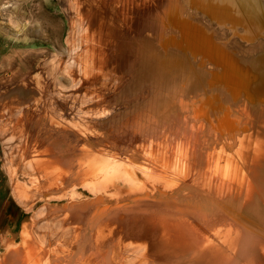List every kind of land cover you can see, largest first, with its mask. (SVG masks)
Returning <instances> with one entry per match:
<instances>
[{
    "label": "bare ground",
    "instance_id": "6f19581e",
    "mask_svg": "<svg viewBox=\"0 0 264 264\" xmlns=\"http://www.w3.org/2000/svg\"><path fill=\"white\" fill-rule=\"evenodd\" d=\"M237 2L255 37L264 36V3ZM198 4L72 1L77 35L67 53H57L54 74L68 78L70 97L96 95L73 113L100 133L89 125L74 140L53 130L43 137L32 127L41 115H21L23 99L10 102L11 127L37 143L33 167L45 170L50 189L73 193L58 208L46 206L45 226L24 223L20 243H8L0 264H264V62L229 52L226 44L235 43L219 34L223 22L203 24ZM232 17L224 19L229 32L248 42L233 27L242 17ZM59 32L53 27L51 36ZM105 75L112 94L104 97L94 90ZM31 88L30 97L39 93Z\"/></svg>",
    "mask_w": 264,
    "mask_h": 264
},
{
    "label": "rangeland",
    "instance_id": "374dc122",
    "mask_svg": "<svg viewBox=\"0 0 264 264\" xmlns=\"http://www.w3.org/2000/svg\"><path fill=\"white\" fill-rule=\"evenodd\" d=\"M72 1L73 0H0V8L1 3L5 6L4 14L0 12V259L10 250V245L14 246L20 243L22 239H20V235L24 223L29 222L36 226L46 223L47 219H49V210L47 211L46 206L51 205V208H58L61 203L63 205L69 201L68 198L72 196L73 193L72 188L69 187L70 189H68V187L65 188V186L58 187L57 185H53L54 188L50 189V185L45 183V170L40 167H33L34 160L31 158V155L34 154L37 143L35 144L33 140L30 142L28 141V132L26 130L23 129L24 131L22 132V130H18L16 126L12 128L14 124L8 122V108H10L9 105L12 104H10V102H12L14 98L15 101H17L16 103L19 102V99H23L22 105L18 106V108L21 109V115H25L27 111L30 113L29 115H31V113L35 115V118H40L41 115L39 127L35 125L36 119L32 127H35L38 131L40 130L39 133L41 132L40 135L43 134V137H45V132L49 131L48 133L52 135L55 131H58L59 134L56 132L57 136H61L58 139L63 141V137L64 139L68 138L67 136H70V138L73 136L76 137V133L82 131H79L80 129L89 125L93 127L90 129L94 130L95 136L100 133L99 125L90 124V121H86L87 117L79 118L73 113V110H75L74 108H76L74 106L76 105L78 106L76 109L82 108L84 110L87 109V104L90 105L96 102V95L93 94V92L87 94V92L82 91L77 94V97H70V91H65L67 89L66 87L69 86L68 78L61 77L59 81L54 74L56 66L58 65L57 59L59 58V54L57 53H67V48H70L73 37L77 35V30L74 31L75 29L72 26L75 15L74 8L72 9ZM217 1L220 3L218 7L222 9L218 8L219 11L214 13V0H197L200 7L197 10L199 11L198 15L200 18H197L210 29L215 28L217 20L223 22L224 26L218 30L219 34L224 40L227 39L226 41L232 38L233 42L237 45L233 44L230 40L226 44V49L229 52L239 49L242 53L248 52L246 53L249 55L247 62H264V36L257 35V37H255L258 32H256L252 20H249L250 17L247 16V12L249 11L245 9L240 2H237V4L241 8L236 6L234 1L236 2L237 0L225 1V5H222V0ZM261 2L264 3V0H261ZM0 11L2 10L0 9ZM233 14L242 17L241 20L243 23L237 22L233 27H236V33H238L240 37L249 39L248 42L243 39L237 40L236 35L229 32L231 24L227 19L225 21L224 19L226 17H232ZM9 15H13L18 19L20 23L19 26L8 22L7 17H9ZM201 18H203L204 21ZM53 27H59L60 32L58 39L51 36ZM261 32L264 33V31ZM258 39L262 43H260ZM53 53L55 54L51 55ZM67 63L68 62H64L63 65L67 66ZM89 65L91 66V64ZM108 65L106 68H108ZM18 70L21 72L19 73V79H14L11 74L13 71L19 72ZM104 80L105 82H103ZM226 80L227 78L225 77L224 81ZM106 81H108V78L105 75V78L103 76L101 80L103 83H99L101 84V92L98 89V87H100L99 84L97 85V90H94L98 91V93H105V95H103L104 97L112 94V89L109 88L110 85L108 84L109 81L108 83H106ZM218 83L219 81L216 84ZM36 85L38 86L39 93L30 97L25 90L32 89L31 87ZM45 88L51 91L44 93ZM102 88H105V91ZM60 89L64 90L62 94H55L54 97L52 92H59L61 91ZM27 96L29 97L27 98ZM262 97H264V95L260 96V98ZM54 100L57 101V103L59 102V105L57 103L55 104L53 102ZM73 100L75 102H73ZM52 103H54V105ZM205 106L207 108L209 107L207 104H205ZM7 122L10 124L9 126ZM6 125L8 127H6ZM96 126L99 127L98 129L96 128L95 131L94 128ZM15 128H17V130ZM75 137L72 139L74 140ZM51 139L52 141L55 140L48 137L49 141H51ZM46 184L48 185L44 186ZM53 186L51 185V187ZM77 188L81 190L80 187ZM35 192H39L40 194L37 195ZM87 195V198H92L94 196L92 194ZM78 198L79 197L74 194L70 200L75 202ZM45 225L46 224H42L41 226ZM8 243L10 245H8Z\"/></svg>",
    "mask_w": 264,
    "mask_h": 264
}]
</instances>
